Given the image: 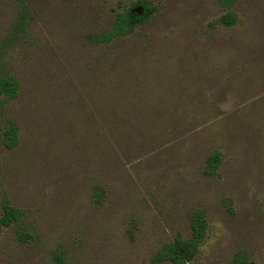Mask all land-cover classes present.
I'll return each instance as SVG.
<instances>
[{"label":"rangeland","instance_id":"374dc122","mask_svg":"<svg viewBox=\"0 0 264 264\" xmlns=\"http://www.w3.org/2000/svg\"><path fill=\"white\" fill-rule=\"evenodd\" d=\"M136 1L0 0V41L17 33L0 71L19 82L0 217L20 215L0 264H152L196 211L208 229L189 264H264V0H146L131 35L92 41Z\"/></svg>","mask_w":264,"mask_h":264},{"label":"trees","instance_id":"16d2710c","mask_svg":"<svg viewBox=\"0 0 264 264\" xmlns=\"http://www.w3.org/2000/svg\"><path fill=\"white\" fill-rule=\"evenodd\" d=\"M152 17L150 3L146 0H137L131 3L127 8L118 12L112 23L111 28L103 33H100L92 38L93 42L98 44L110 43L113 40L127 37L131 35L136 28L144 25ZM236 21V17L232 12H227L219 20L218 24L230 27ZM21 22L17 25L18 32ZM16 31L5 40L0 41V57L9 42H13L16 38ZM19 82L9 74L0 71V116L3 111V103L5 100H12L18 96ZM4 144L7 148H13L16 145V135L13 127L9 128L4 133ZM218 159L211 156L207 161L205 170L207 175H214L218 166ZM19 212L8 206H4L3 215L0 217V229L11 227L19 219ZM190 238L187 240L177 239L174 243L168 244L162 248L154 257L152 264H160L162 262H170L171 264H189L199 251V246L204 242L208 224L204 214L201 211H196L189 220ZM23 237V236H22ZM20 240H22L19 237ZM55 264H67L61 253L53 255ZM230 264H253L243 252L236 253Z\"/></svg>","mask_w":264,"mask_h":264}]
</instances>
